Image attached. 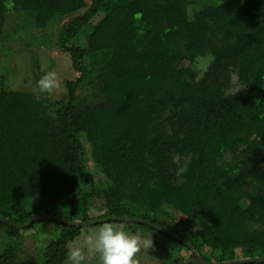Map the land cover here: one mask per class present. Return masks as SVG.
<instances>
[{"label": "trees", "instance_id": "obj_1", "mask_svg": "<svg viewBox=\"0 0 264 264\" xmlns=\"http://www.w3.org/2000/svg\"><path fill=\"white\" fill-rule=\"evenodd\" d=\"M17 16L16 31L57 27L53 45L78 76L38 110L31 91L0 88V215L142 218L210 262L264 257V0H0V41ZM53 107L71 118L47 133ZM115 148L122 163L100 162ZM170 210L184 218L163 222ZM47 222L89 227L0 222V264H44L50 249L17 255L21 230L48 233ZM108 222L173 241L168 264L190 251L146 224Z\"/></svg>", "mask_w": 264, "mask_h": 264}, {"label": "rangeland", "instance_id": "obj_2", "mask_svg": "<svg viewBox=\"0 0 264 264\" xmlns=\"http://www.w3.org/2000/svg\"><path fill=\"white\" fill-rule=\"evenodd\" d=\"M56 3L58 0H41ZM100 17V15H98ZM19 18H9L4 28L0 47L7 45L11 49V54L0 49V88H12L18 90L31 91L34 95L37 81L42 77L45 71L55 70L59 74L61 86L54 94L50 95L54 98H61L66 95V80L75 78L78 73L71 69L70 60L65 53L53 45L52 33L56 32V28H47L46 30L26 28L16 31L15 27ZM50 32L44 38L43 33ZM208 61L201 59L198 61V68H205ZM41 100L35 99V110H38ZM56 108L53 107V117L50 119L46 127L47 133L62 132L66 123L71 118L68 113L58 114ZM100 162H112L115 164L124 161L123 152L120 148L113 149L109 154L101 157ZM93 161L89 160L88 166L93 167ZM95 205V204H94ZM91 215H98L100 212L91 207ZM180 214L170 210L169 216H162L161 220L170 223L172 220L183 219ZM218 221H215L217 223ZM109 223V222H107ZM119 225L125 230L130 231L123 223L111 222ZM48 233L37 229L21 230L20 234L24 237L21 243V249L17 255L20 260H32L36 257L43 256L44 250L50 249V252L43 256L44 264H67V250L71 246L86 247L87 238L98 230L102 224L90 225L87 228L69 229L67 225L47 222ZM201 226L195 224L194 229ZM6 227H0V251L6 245L8 239L4 236ZM132 232V231H130ZM135 233V232H133ZM148 244V247L142 248L137 254V264H168L171 259L176 256L174 242L163 235L156 234L153 230L144 228L138 231ZM183 261L177 264H186L191 256V251L183 250L179 253ZM50 262V263H49ZM88 264H98V259L94 255L89 256Z\"/></svg>", "mask_w": 264, "mask_h": 264}, {"label": "clouds", "instance_id": "obj_3", "mask_svg": "<svg viewBox=\"0 0 264 264\" xmlns=\"http://www.w3.org/2000/svg\"><path fill=\"white\" fill-rule=\"evenodd\" d=\"M61 86L59 74L48 70L37 81L34 98L40 101L55 93ZM148 247L146 239L139 233L125 230L119 225L103 223L87 238L86 247L71 246L67 250V264H88L94 255L98 264H137V254Z\"/></svg>", "mask_w": 264, "mask_h": 264}, {"label": "water", "instance_id": "obj_4", "mask_svg": "<svg viewBox=\"0 0 264 264\" xmlns=\"http://www.w3.org/2000/svg\"><path fill=\"white\" fill-rule=\"evenodd\" d=\"M38 220H55L61 223L69 224V225H74L78 227H85V226H90L94 225L97 223H102V222H108V221H134L142 224H146L150 226L151 228L166 234L168 236H172L174 239L181 241L184 243L188 248L190 249L192 255H193V264H243V263H252V262H264V257H251V258H243V259H236V260H230V261H222V262H210L207 261L196 249L194 245H192L190 242L186 241L183 237L180 235L163 228L161 226H158L148 220L142 219V218H130V217H106V218H99L96 220H88V221H67L61 218H57L48 214H34L29 217L26 223L24 224H16L9 220L8 218L0 215V222L6 223L10 226H15V227H27L29 226L32 221H38Z\"/></svg>", "mask_w": 264, "mask_h": 264}]
</instances>
